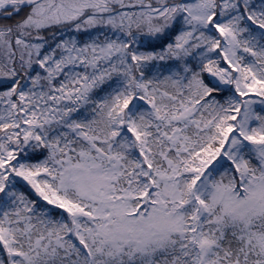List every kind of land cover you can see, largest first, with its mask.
<instances>
[{"label": "snow or ice", "instance_id": "obj_1", "mask_svg": "<svg viewBox=\"0 0 264 264\" xmlns=\"http://www.w3.org/2000/svg\"><path fill=\"white\" fill-rule=\"evenodd\" d=\"M0 264H264V0H0Z\"/></svg>", "mask_w": 264, "mask_h": 264}]
</instances>
